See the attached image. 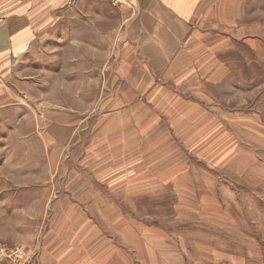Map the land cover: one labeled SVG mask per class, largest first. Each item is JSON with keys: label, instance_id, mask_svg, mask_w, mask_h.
<instances>
[{"label": "rangeland", "instance_id": "1", "mask_svg": "<svg viewBox=\"0 0 264 264\" xmlns=\"http://www.w3.org/2000/svg\"><path fill=\"white\" fill-rule=\"evenodd\" d=\"M89 1L45 27L11 78L14 104L0 110V264H264V30L252 43L211 40L207 61L221 84L208 98L218 115L206 130L174 138L165 129L120 146L116 136L98 137V113L87 115L93 98L119 92L122 69L137 58L134 42L113 0ZM90 144H105L112 167L136 146L154 150L143 158L160 164L133 174L140 179L125 195L112 184V215L90 218L92 228L64 214L74 163L90 159ZM173 149L184 169L164 166ZM80 203L87 208L85 197Z\"/></svg>", "mask_w": 264, "mask_h": 264}, {"label": "crops", "instance_id": "2", "mask_svg": "<svg viewBox=\"0 0 264 264\" xmlns=\"http://www.w3.org/2000/svg\"><path fill=\"white\" fill-rule=\"evenodd\" d=\"M85 2L90 1L0 0V110L10 109L14 104L10 82L19 60L44 36L45 27L59 18V14ZM113 5L124 12V34L134 42L137 58L122 69L124 78L117 83V94L104 93L101 101L93 98L89 104L92 110L87 120L94 119V114L98 113L93 124L103 121L96 132L98 137L116 136L120 146H127L128 137H164L165 129L174 138H188L206 130L205 123L217 120L218 115L217 110L210 108L208 98H212L214 86L221 84L220 69L207 61V54L216 48L210 42L245 39L252 43L264 30V0H113ZM105 31L109 34L108 29ZM111 103L118 107H105ZM96 104L98 108H94ZM152 105L156 110L148 107ZM183 144L189 145L188 141ZM104 145L90 144L87 148L90 159L74 163V192L69 197L71 213L67 206L64 212L77 218L85 217L89 228L94 226L90 218L112 215L108 202L112 184L119 185L118 193L125 195V186L140 179L133 174L144 166L149 169L160 166L151 163L154 160L149 162L143 158L144 153L154 150L136 146L135 150L126 151L121 163L112 167ZM178 148L177 153H183L181 142ZM174 150L164 166L174 170L182 165L184 169L187 162L174 160ZM131 152L134 158L127 160ZM100 153L102 160L98 158ZM120 153L124 155L125 148ZM13 177L15 183L18 178ZM22 182L31 185L35 179L24 177ZM100 186H106L107 192L103 193ZM62 195L58 194V202L67 199ZM84 197L87 208L80 206ZM78 224L79 220L74 221L75 228L80 226ZM123 232L120 228V233ZM119 238L121 241L122 237Z\"/></svg>", "mask_w": 264, "mask_h": 264}]
</instances>
